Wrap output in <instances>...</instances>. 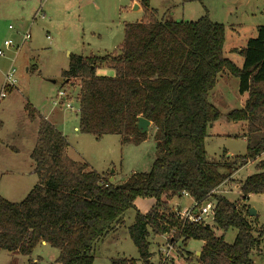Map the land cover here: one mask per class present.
I'll return each mask as SVG.
<instances>
[{"label": "trees", "instance_id": "obj_1", "mask_svg": "<svg viewBox=\"0 0 264 264\" xmlns=\"http://www.w3.org/2000/svg\"><path fill=\"white\" fill-rule=\"evenodd\" d=\"M224 42V25L208 14L196 21L159 18L146 0L142 19L124 23V39L116 51L70 54L62 76L80 84L79 131L97 140L119 134L123 144L131 139L138 143L147 137L137 126L145 117L155 127L157 156L148 172L133 173L114 185L87 163L72 159L67 136L27 103L29 118L39 122L31 152L38 182L20 202L0 194V250L30 256L46 242L59 250V264H93L95 244L124 223V213L138 197H153L156 204L147 214L137 213L129 227L143 264H152L151 233L172 230L184 244L190 239L205 242L197 263L187 252L189 264H255L251 255L263 232L255 236L246 202L252 194H264V160L240 184L243 203L214 191L264 153V25L241 50V67L225 56ZM100 67L114 75H98ZM226 71L239 78V92L248 93L244 106L226 115L228 121L246 123L248 146L244 156L231 160L224 154L216 160L209 158L206 140L223 113L209 101V92ZM185 192L198 205L216 200L213 225L184 222L166 212L168 201ZM215 228L224 233L236 229L234 242L217 236ZM111 264L137 262L121 257Z\"/></svg>", "mask_w": 264, "mask_h": 264}, {"label": "rangeland", "instance_id": "obj_2", "mask_svg": "<svg viewBox=\"0 0 264 264\" xmlns=\"http://www.w3.org/2000/svg\"><path fill=\"white\" fill-rule=\"evenodd\" d=\"M149 1L160 14L167 10L173 12V18L176 20L196 21L208 14L211 21L223 24V52L238 66L242 65L243 55L240 52L229 53V47L234 43L238 47H245L246 41L256 36V26L264 25V6L255 7L258 0ZM89 2H93L94 6H88ZM132 2L133 0H0V49H4L3 43L6 39H12L19 44L22 34L30 31L32 36L20 50L11 48L5 51L4 56H0V91L13 61V67L16 69L15 85L10 86L6 97L0 100V194L4 198L20 202L38 182L31 152L36 143L39 122L29 118L27 103L47 117L51 116V122L56 121V127L64 135H68L71 144L68 155L72 159L87 163L105 178L109 177V181L114 185L123 183L133 173L148 172L151 169L157 156L154 125H151L147 137L138 143L131 139L123 144L119 134H107L97 140L90 134L81 133L78 98L80 84L78 80H65L62 76L63 71L69 68L70 54L88 56L102 52L83 45V35L86 40L96 43L97 37L91 39V36L98 32L103 38L100 43L107 44V36H110L107 34L111 32L110 39L117 41V44L122 43L124 22H134L142 18V13L138 10L122 12L120 15L121 4L127 5L130 10ZM99 17H107L114 23L109 27L108 24L98 26L94 18ZM9 26L13 28L10 29ZM218 80L216 87L209 92V101L223 116L215 122L213 128H209L206 150L210 159L219 160L224 154L227 156L231 153L235 156L226 158L233 160L247 153L248 140L243 134L235 135L244 131L242 122L228 121L226 115L229 111L240 108L242 98L248 95L240 94L239 78L236 76L229 74L226 77L221 74ZM59 91L65 92V103L69 102L72 109L63 103L54 105L53 102L59 99ZM261 160H264V154L250 160L234 175L232 181L229 180L222 186L216 196H225L237 204L243 203L237 186L248 175L256 172V166ZM229 189L230 191L224 192ZM155 204L156 199L153 197H138L133 207L124 213V223L95 244L93 264H111L113 259L121 257L143 264L130 237L129 227L134 223L137 213L147 214ZM192 204L193 201L188 196L175 197L171 203L168 202L166 212H177L189 208ZM248 206L257 211L256 216L249 215L255 227V236L263 232L261 244L252 252L251 258L255 264H264V194H252ZM208 220L213 225L211 218ZM215 233L219 237L224 235L225 241L232 244L237 230L230 229L224 233L215 228ZM173 235L172 231L165 234L151 233L152 264H162L158 249L174 237ZM174 240L176 257L164 264H189L191 261L197 263L196 252L202 248L203 242L190 239L184 244L180 237ZM187 252H190V255ZM58 254L59 250L48 243L39 244L30 256H15L9 251L0 250V264H11L14 257L18 259V264H29L30 260L40 264H59L56 261ZM187 255L191 261L186 259Z\"/></svg>", "mask_w": 264, "mask_h": 264}, {"label": "crops", "instance_id": "obj_3", "mask_svg": "<svg viewBox=\"0 0 264 264\" xmlns=\"http://www.w3.org/2000/svg\"><path fill=\"white\" fill-rule=\"evenodd\" d=\"M119 2H121V0H119ZM148 2H149V9H151V10H157V13H158V16H159V18L160 17H168V16H172L173 17V15H174V13L173 12H169V10H167V11H165L163 14H160L159 13V11H158V9H156V8H154V7H152L151 6V4H150V1L148 0ZM145 4H146V0H133V2L131 3V8H130V10H128L127 8H128V6L127 5H122L121 4V7L119 8V5L117 6L118 8H119V10H121V13H120V15L122 14V12H128V13H130V11H133V10H138V11H140L141 13H142V17H143V15H144V6H145ZM88 6H94V3L93 2H89L88 3ZM264 6V0H258V3L255 5V7L256 8H260V7H263ZM135 7V8H134ZM128 13H126V14H128ZM142 18H140V19H138L137 21H140ZM94 22H95V24H98V26L101 24V25H105V24H108L107 26L109 27V26H111L113 23H114V21L113 20H111V19H109V18H105V17H99V18H94ZM125 22H133V21H125ZM124 22V23H125ZM90 24H92L91 22H89ZM121 23V22H120ZM119 23V24H120ZM239 25V27H241V24L239 23L238 24ZM259 25H257L256 26V32H257V27H258ZM94 33V32H93ZM107 35H112V33L111 32H109ZM110 36H107V38H108V40H107V44L105 43V44H101L100 43V41L101 40H103V38H102V34H100V33H98V32H95L94 34H92V36H91V39H94L95 37H97V41H95L96 43H94L93 41H88V40H86L85 39V36L83 35V45H86V47L88 46L89 48H91V49H93V48H95V50L97 51V49L98 50H100V51H102V52H100V54H95V53H91L90 55H104V54H106V53H111V52H114V51H116L117 49H118V47L120 46V44H117V41H112V39H110ZM249 40V39H248ZM246 43H247V41H246ZM244 48V46H236V43H234L233 45H231V47H229V49H228V52L229 53H235V52H241V50ZM223 49H224V47H223ZM103 53V54H102ZM90 55H88V56H90ZM243 61H244V58H243ZM243 61H242V65H243ZM242 65H240L239 67H241ZM28 69V68H27ZM97 74L98 75H106V76H112V75H114V71L112 70V69H109V68H99L98 70H97ZM221 74H223V76H226L227 77V75H229L230 73L229 72H222V73H220L219 75H221ZM231 75V74H230ZM218 79H219V76H218ZM217 79V83H218V80ZM217 83H216V85H217ZM240 83V82H239ZM216 87V86H215ZM214 87V88H215ZM213 88V89H214ZM212 89V90H213ZM211 90V91H212ZM241 94V93H240ZM242 96H244V95H248V93H244V94H241ZM246 98L247 97H243L242 98V106L240 107V108H242L243 106H244V103H245V100H246ZM37 109V108H36ZM236 109V108H235ZM38 110V109H37ZM39 111V110H38ZM42 114V113H41ZM45 118H47L49 121H51V116L50 117H47L46 115H44V114H42ZM54 116V115H53ZM52 116V117H53ZM217 122V121H216ZM53 124H55L56 125V121H54V122H52ZM239 123V122H238ZM241 123V122H240ZM152 125H153V123H152ZM242 125H244L245 126V128L243 129L244 131L242 132V133H238V134H235V135H241V134H243V137H245L246 139H247V136H246V134H247V130H246V123L245 122H242ZM215 126V123L213 124V125H211L210 126V128H213ZM77 128V127H76ZM76 128H75V130H76ZM66 135V134H65ZM223 135H225V136H227V134H223ZM234 135V136H235ZM67 136V138H68V140H69V137H68V135H66ZM228 136H231L230 134H228ZM70 143V142H69ZM71 145V144H70ZM70 147V146H69ZM264 153H262L260 156H262ZM226 156V155H225ZM232 156H235V155H233V154H228L226 157H232ZM255 160V159H254ZM262 161V160H261ZM261 161H259V162H261ZM247 165V164H246ZM245 166V165H244ZM243 166V167H244ZM242 168V167H241ZM240 168V169H241ZM256 168H257V166H256ZM239 169V170H240ZM238 170V171H239ZM238 171H236L226 182H224L221 186H219L215 191H214V194L215 195H217L219 192L218 191H220V190H222L221 188H222V186L224 185V184H227V182L229 181V180H233L234 179V175L236 174V173H238ZM251 175V174H250ZM249 176V175H248ZM247 176V177H248ZM246 177V178H247ZM111 180V179H110ZM242 183V182H241ZM240 183V184H241ZM240 184L237 186L238 187V192L240 193ZM227 191H230V189L229 190H224V192H227ZM241 194V193H240ZM186 196H188V197H190L191 199H192V201H193V204H194V202H195V199L191 196V195H183L182 197H180V198H183V197H186ZM250 197H251V195L249 196V199H250ZM249 199H248V201H249ZM248 201L246 202V204H248ZM169 203H171L172 202V199L170 200V201H168ZM192 204V205H193ZM191 205V206H192ZM190 206V207H191ZM164 237H165V235H163ZM188 242V241H187ZM187 242H186V244H187ZM203 242V241H202ZM42 244L43 245H45V244H47L46 242H42ZM204 245H205V242H203V245H202V248L199 250V251H197L196 252V255L199 257L200 255H201V252H202V249H203V247H204ZM189 254H190V252H188ZM178 260V259H177Z\"/></svg>", "mask_w": 264, "mask_h": 264}, {"label": "built area", "instance_id": "obj_4", "mask_svg": "<svg viewBox=\"0 0 264 264\" xmlns=\"http://www.w3.org/2000/svg\"><path fill=\"white\" fill-rule=\"evenodd\" d=\"M10 29H12V26H9ZM31 32L27 31L26 33L22 34L21 41L19 44H16L14 40L12 39H6L3 43L4 49H0V56L5 55V51L8 49H15L20 50L23 45L31 39ZM50 36H48L49 38ZM14 66V61L12 62L11 68L8 70L5 76V81H4V86L2 90L0 91V100L1 98L6 97L7 95V89L10 86H14L16 79H15V73L16 69L13 67ZM59 99H56L53 103L55 106H59L60 104L63 103V105L67 106L68 108L72 109V105L65 101H67L66 94L64 91H59L58 92ZM77 130V128H76ZM184 195H189L188 193H184ZM215 209H216V200L212 199L204 204L198 205L197 202H194V204L189 207L185 208L183 210H179L175 212L180 220L184 222H190L194 224H202V225H211L210 221L208 220L211 218L212 221H214V216H215ZM174 212V211H173ZM173 233H175V230H172ZM174 236V235H173ZM170 238V237H169ZM176 241L174 240V237H171V240L168 239L165 245H162L158 249V253L161 258L162 264L171 262L173 257H176Z\"/></svg>", "mask_w": 264, "mask_h": 264}, {"label": "water", "instance_id": "obj_5", "mask_svg": "<svg viewBox=\"0 0 264 264\" xmlns=\"http://www.w3.org/2000/svg\"><path fill=\"white\" fill-rule=\"evenodd\" d=\"M151 125H152V122L145 117H140L137 123L138 129L141 133H147ZM249 213L251 216H256L257 211L255 210V208L251 207L249 209Z\"/></svg>", "mask_w": 264, "mask_h": 264}]
</instances>
